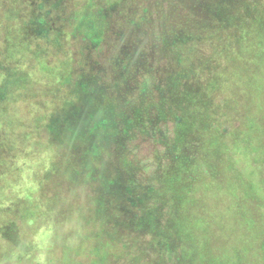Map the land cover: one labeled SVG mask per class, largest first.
Wrapping results in <instances>:
<instances>
[{"label": "rangeland", "instance_id": "374dc122", "mask_svg": "<svg viewBox=\"0 0 264 264\" xmlns=\"http://www.w3.org/2000/svg\"><path fill=\"white\" fill-rule=\"evenodd\" d=\"M156 1L0 0V264H221L231 259L232 264H264V139L248 137L247 156L253 164L241 170L228 163L225 188L219 182L222 175L215 179L219 185L210 183L213 176L200 154L202 142L209 144L207 135L232 150L230 139L239 138L241 124L255 118L264 127V24L257 25L254 35L248 26L261 14L264 0L240 4L241 19L228 22L241 23L230 24L233 29L222 45L210 32L196 30L195 25H202L188 23L182 11L171 22H160L156 8L161 5L151 8ZM183 2L167 0L161 10L190 6ZM133 23L142 40L138 47L132 44ZM135 53H145L153 68L125 72L126 58ZM181 63L190 66L189 73L178 72V87L172 85L169 99L180 106L187 103L194 116L186 134L178 128L180 108L156 128L147 123V108L163 87L164 76L156 70ZM86 77L80 108L84 113V108L97 106L87 91L106 95L110 125L124 133L126 161L136 170L134 185L157 194L146 211L155 213L159 223L183 220L190 226L169 229L158 241L150 234L140 238L128 225H112L110 216L119 217L116 209L97 215L94 186L77 182L86 181L84 176L73 170L75 183L67 182L65 164L82 150L81 143L68 138L66 153L52 144L48 133L59 112L74 104L76 82ZM92 79L97 83L91 85ZM144 82L154 96L141 94ZM138 106L144 108L141 115ZM91 135L98 137L97 132ZM99 137L94 170L109 168L106 178L113 181L117 136ZM119 169L123 176L129 173L118 164L117 182ZM123 211L130 212L128 207ZM256 225L257 239L250 237ZM232 228L242 242L235 249L231 247L238 239L223 232ZM244 238L251 243H243Z\"/></svg>", "mask_w": 264, "mask_h": 264}, {"label": "trees", "instance_id": "16d2710c", "mask_svg": "<svg viewBox=\"0 0 264 264\" xmlns=\"http://www.w3.org/2000/svg\"><path fill=\"white\" fill-rule=\"evenodd\" d=\"M183 1L184 0H178L179 3H184ZM166 2L167 0H157L155 4H152L151 8H154L156 5H161V9H162V7H165ZM242 2L246 3L247 0H186V3L190 4V6L189 7L185 6V9L182 8L180 9L178 6L177 7L172 6V8H170L169 11H163L158 6L156 10H159L161 12L162 17L160 22H164V23L168 22V20H170L171 22V19H176L177 16L181 15V11H182L183 13H185L184 17L187 18L186 20L188 21V23L194 20L195 23L197 22L202 25L201 27L199 25H195L196 30L200 29V33H202L203 31L205 33L210 32L211 34H213V37H215V39L219 41L218 45H222V43H224L228 38L230 31L233 29L231 28L232 23L234 24V27H236L239 23H241V22H228V20L230 19L231 21L235 17L241 19L239 14L240 13L242 14L241 12L242 9H239V7L240 4L242 5ZM243 11H244L243 13H245L244 9ZM143 13H147V11L146 12L144 11ZM172 16H174V18ZM141 17H142L141 20H143L146 19L147 16H141ZM262 17L264 18V9H262L261 14H259V16L256 17L255 20L253 22H250V24L248 25L249 31L251 32L249 33L250 35L251 34L254 35L255 31H257V30L254 31V29L257 28L259 25L263 27L264 22H261ZM133 22H137V21L135 20ZM188 23L184 22V26L189 29L190 25ZM176 25H179L178 22H176ZM129 26H131L130 28L132 31L131 36L134 38L132 44L138 47V44H140L142 40H140L139 36L134 33V31H136L135 29L136 26L133 27L134 23ZM201 29H203V31H201ZM143 54L145 56H139L138 53H135L131 57L130 54L128 58H126L127 62L125 66V72H129L132 69L134 70V72L137 73V71L144 70L145 67L146 68L149 67V69H152L153 68V67L151 68L152 60L145 53ZM245 54H246L245 56L247 57L248 56L247 52ZM178 57L179 55L177 56V58ZM157 66H159V63ZM155 69H159V68H155ZM189 69L190 66L181 63V65L179 64L174 66L168 65L164 68H161L160 70H156L158 75L164 76L163 77L164 81L162 80L163 87L157 88L156 90L157 94H154L158 98L157 102L156 103L151 102L149 108H147L148 109L147 113L149 115L148 122L147 119H144L145 122L151 124L152 128H156L157 127L156 124L160 120L166 123L169 114L172 115L174 111L180 108L182 109V112L177 114L178 128L179 127L181 128L182 126L183 128L182 132L186 134L187 124H190L192 122L191 119H193L194 116L193 114L190 115V111L187 103L183 104L184 106H180L179 103L178 104L176 103V101L173 102L172 100H170L169 96L173 98L172 85L176 88L178 87V81H177L178 72L189 73ZM87 79L88 77L84 78L83 80L80 79L81 81L78 79L79 82H76L75 85L76 89L73 91V94L76 97L74 99V104H71L69 108L66 109L67 111L65 110L64 112L61 113L59 112V114L57 115L58 117L57 116L54 117V120L56 117L57 118L53 123H51V131L48 133V139L52 141V144L60 148H63V150H65L66 153H67L66 150L67 143L65 145V142L68 138L77 139L76 141L81 143L82 150L79 153H76L73 157L69 155L71 158H73L72 162L68 159L67 160L68 163L65 164V168L68 174L67 182L75 183L73 181L74 177L71 176L73 170L75 171L76 174H78L81 177V179L84 176L86 181L80 180L77 182L80 183V186L85 184L94 186L95 188L94 196L96 197V201H97L96 204L97 206H99V210L98 209L96 210L97 215L103 216L108 210H109L108 212L110 213L111 212L115 213L114 209H116V211H118L119 217L116 218L113 214L110 216L109 220L112 222V225L114 224L117 225L119 223H121L124 226L128 225L129 229L136 230V234L140 238H143V235L145 234H150L152 236V239H156L158 241L159 239L162 240V237L165 234L167 235V231L169 229L180 230V225L190 226L189 223L185 224L183 220L170 221V222L168 221L166 224L159 223L156 221L157 217L155 213L146 211L147 205L157 202V197H156L157 194L155 193V191H152L151 189L148 190L144 185L143 188H139V187L136 188L137 185H134L135 184L134 173H136V170L133 167L134 165L132 163L126 161V154H125L126 151H125V147H123L124 133L122 131L114 130V128L111 127L112 125H110L111 122L109 119L111 114L109 113L111 112V110L109 108L111 107V105H108V108L106 109L103 104L106 100V95H103L102 90L95 91L94 94L96 96H92L91 94L92 91H87V98L97 103V106H90L88 108V111L84 108L85 110L84 113L80 108L79 101L80 99L83 98L84 93H86L85 86L87 85L86 83L84 84L82 82L83 81L85 82ZM92 81L93 82L91 85H93L94 82L97 83L96 80L92 79ZM143 84L144 85L142 86L141 94L142 95L145 94L148 96H150L151 94L150 97L154 96L153 92H150L151 89L145 84V82ZM194 86L195 85H193L190 88L193 89ZM124 87L125 86H123V88ZM123 93H124L123 96H125L127 91L125 90L123 91ZM143 109H144L143 106L142 107L138 106L137 108L138 114L141 115V113H143L142 112ZM206 112L208 113V111ZM132 115L133 112H131V116ZM251 117L253 116H250V118ZM173 119L174 118L172 117V120ZM207 120H209L210 123L212 122V119L207 118ZM249 121L250 120L246 122V125L244 124L243 126L241 124L239 126L238 129H242L241 131H238L237 136L239 138L234 137L230 139L235 144V146L232 147V150L229 149L227 150V148H225L222 144H220L219 140L216 139V136L213 138L212 136L209 137L207 135V137L210 140L209 142H207L209 144H205L202 142V147H200L201 148L200 154H203V156L201 157L202 159L201 161H203V163L208 167L207 170L209 171V174L213 176V180L208 178L211 180L210 183L212 182L215 183L216 177L222 175V177L219 179L220 186L223 188L227 187L228 175L231 171L230 169H228V163L230 164V162L233 163L234 166L235 165L238 166V168L241 170H247L251 166V164H253L249 160V157L247 156L249 149L247 147L248 137L253 142L255 141L257 142L259 139L263 141L264 127L262 125L260 126L259 124L260 121L255 118H253L251 122ZM131 122L134 123L133 120H131ZM41 126H45L44 122L41 123ZM209 127L210 126H205V129L207 130ZM93 132H97L98 137L94 138V136L91 135ZM100 133L101 134L105 133V135L106 133L107 134L111 133L117 136L115 146L118 149V153L115 161L116 170L114 171L115 178L113 179V181L107 180L106 178L107 171L110 170L109 168L101 167V169L99 170V171L102 170L101 173L98 172L97 170H94L95 168L93 165L96 162V159L100 157V154L98 152V149L100 148V143L96 142V140L98 141L100 139L99 137L101 135ZM214 133L215 131L212 134ZM60 138L62 140H60ZM262 144L263 143L261 142V145ZM189 149L191 150L190 147ZM166 156L168 159L170 158L167 153ZM237 156H241V159H238ZM178 158L179 157L176 158V161L180 160V162L183 161L184 159V158L183 159H178ZM261 162L263 163V161ZM118 164H121L123 166V169L129 172L128 174H126V176H123V173H121V169H119L120 182H117L116 180V175L118 173ZM263 167H264V163H263ZM103 171H105V173ZM239 178L241 181H243L242 173H239ZM155 179H157V183L158 182L161 183V178L158 173H155ZM258 179L259 178L252 180L255 186L258 183ZM101 184H103L104 187H102ZM215 184L219 185L217 181ZM129 186H131L132 190H129ZM96 187L98 190L96 189ZM127 207L129 208L130 212L126 214L125 211L123 210L126 209ZM234 229L236 228L223 231L227 233L228 232L233 233L234 237L238 239V242L234 243V245L232 244L233 246L231 247L232 249H235V247H240L242 245V242L238 237V233H236ZM256 230H258L257 225L254 228L253 233H251L250 237L252 238L254 237L255 239H257L258 231ZM179 232L181 234V231ZM168 233H172V232H168ZM262 236L264 237V235ZM246 239L244 238L243 243L247 242L250 244L251 242ZM260 239L261 237L259 238V240ZM169 240H174V236L173 238H169ZM190 242H192V240L188 239L186 240L185 243L189 244ZM237 262L241 263L242 261L239 258ZM221 264H232V259L230 260V262L226 260L224 263Z\"/></svg>", "mask_w": 264, "mask_h": 264}]
</instances>
